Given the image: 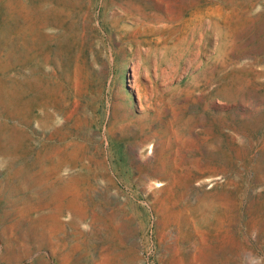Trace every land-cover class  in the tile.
Listing matches in <instances>:
<instances>
[{
  "label": "rangeland",
  "instance_id": "rangeland-1",
  "mask_svg": "<svg viewBox=\"0 0 264 264\" xmlns=\"http://www.w3.org/2000/svg\"><path fill=\"white\" fill-rule=\"evenodd\" d=\"M0 264H264V0H0Z\"/></svg>",
  "mask_w": 264,
  "mask_h": 264
},
{
  "label": "bare ground",
  "instance_id": "bare-ground-1",
  "mask_svg": "<svg viewBox=\"0 0 264 264\" xmlns=\"http://www.w3.org/2000/svg\"><path fill=\"white\" fill-rule=\"evenodd\" d=\"M200 33V32H199ZM203 33V32H202ZM186 51V50H185ZM189 51V50H188ZM187 51V52H188ZM189 57V56H188ZM184 59V58H183ZM191 59V58H190ZM186 60V59H185ZM185 60H183L185 62ZM192 63V62H191ZM176 64V63H175ZM190 64V63H189ZM168 66V65H167ZM176 66V65H175ZM181 67V66H180ZM174 68V67H173ZM171 70V69H170Z\"/></svg>",
  "mask_w": 264,
  "mask_h": 264
}]
</instances>
